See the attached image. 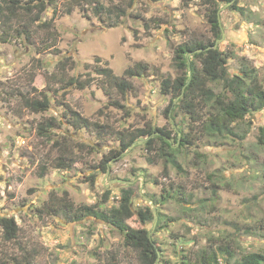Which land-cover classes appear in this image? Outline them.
Returning <instances> with one entry per match:
<instances>
[{
  "label": "rangeland",
  "instance_id": "obj_1",
  "mask_svg": "<svg viewBox=\"0 0 264 264\" xmlns=\"http://www.w3.org/2000/svg\"><path fill=\"white\" fill-rule=\"evenodd\" d=\"M126 1L99 0L104 9L96 15L92 3L80 0L82 9L75 1L52 0L41 21L31 23L23 15L7 30L0 27V216H13L18 224L11 241L2 238L0 227V264L136 263L118 230L92 216L73 219V211L64 208L70 203L105 210L117 205L122 188L132 189L134 210L153 206L161 212L153 233L162 264L226 244L238 257L264 253V147L257 140L263 110L237 122L242 138L201 137L181 148V170L165 168L159 142L149 152L142 140L113 157L108 172L98 167L104 154L120 149L123 130L151 125L174 136L175 129L196 127L179 109L172 120L164 114L170 94L161 85L166 76L179 74L176 45L213 39L202 0H135L130 7ZM116 4L125 8L118 18L107 9ZM236 4L239 9L219 10L218 47L230 54L226 71L240 74L246 62L264 87V0ZM50 18L49 26H38ZM137 62L147 68L128 78L132 87L123 95L97 71L108 66L122 76ZM86 72L93 80L84 89L64 86L68 77L84 78ZM209 86L217 93L222 81ZM40 92L50 97L47 110L24 107L23 96ZM71 110L90 127L72 125ZM47 123L48 130L39 133V124ZM62 154L75 161L56 168ZM106 188L110 195L103 202ZM130 224L140 225L135 218Z\"/></svg>",
  "mask_w": 264,
  "mask_h": 264
},
{
  "label": "trees",
  "instance_id": "obj_2",
  "mask_svg": "<svg viewBox=\"0 0 264 264\" xmlns=\"http://www.w3.org/2000/svg\"><path fill=\"white\" fill-rule=\"evenodd\" d=\"M51 1L26 0L23 2V0H0V27L7 30L11 27L10 21H18L23 15H27L31 23L41 21ZM69 1H75L83 9V3H79L80 0ZM81 1L94 4L92 8H94L96 15H99L104 9L100 5L99 0ZM134 1L127 0V6H132ZM236 3L237 0H202L213 39L207 42L190 40L176 45L173 50V60L179 69V74L174 78L166 76L162 81L161 92L170 94L169 104L164 109V114L172 120L179 109L190 116L192 121L196 123V127H191L192 130L187 132L175 129L176 134L174 136L170 131L162 127L151 125L134 128L133 130H123L119 133L120 149L109 150L99 162L98 167L103 173L108 172V162L113 157L117 156L121 151L128 150L132 144L140 140L143 141L146 150L149 152L154 151L157 142H159V148L156 151H158L160 158L164 159L165 168L167 164H171L181 170V164L177 160V154L181 148L194 145L201 137L212 139L242 138L244 134H239L237 131V122L244 119L245 115L251 113V111H264V87L259 82L255 69L243 62L241 73L230 75L225 68L230 54L220 50L218 44L216 47L213 46L222 34L219 19L221 5H228L230 8H234L238 7ZM107 9L108 12L114 13L116 18L125 13V8L119 4ZM67 12H70V10L68 9ZM51 19L49 21L44 20L38 26H49ZM26 26L27 24H25V28ZM25 28H23V31H27ZM18 33L20 32L18 31ZM200 48L202 50L198 51ZM146 68L147 64L137 62L133 66L125 68L122 76L114 74L108 66L100 67L97 71L123 95L132 87L128 78L141 76ZM86 75L84 78L78 75L70 76L64 81V86L74 85L78 89H84L93 80L89 72H86ZM217 81H222V89L216 93L209 86V82ZM32 89L36 92L35 88L32 87ZM39 95L32 97L23 96L24 107L29 108L33 112L47 110L50 105V97L43 92H40ZM115 104L123 107L120 103ZM203 109L205 110L203 111ZM70 113L72 117H69V121L72 125L90 127L91 122L79 114L78 111L71 110ZM49 124L51 123L39 124V133L46 132L50 127ZM257 140L264 147L263 128H261ZM73 159H66L63 154L59 155L55 162V167L67 168L75 161ZM109 195L110 190L106 188L102 201H107ZM132 195L133 191L131 188H122L117 205L105 210H98L94 205L73 207L70 203H64V208L73 211V219L92 216L107 222L118 230L123 235V244L136 253V263L134 264H162L165 260L161 254V246L157 242L155 233H153L160 227L162 214L158 208L155 209L153 206L152 208L145 207L134 210L132 207ZM132 218L137 219L140 225H131L130 220ZM143 224H150L152 228L149 229ZM0 227L2 238L5 241H11L16 238L18 224L13 216H0ZM111 259H114V256ZM221 260H224L226 264H264V253L251 251L242 253L238 257L229 244L225 246L219 245L216 248L209 246L198 250L194 258L185 256V260H180L178 264H221ZM108 264L117 263L111 261Z\"/></svg>",
  "mask_w": 264,
  "mask_h": 264
},
{
  "label": "water",
  "instance_id": "obj_3",
  "mask_svg": "<svg viewBox=\"0 0 264 264\" xmlns=\"http://www.w3.org/2000/svg\"><path fill=\"white\" fill-rule=\"evenodd\" d=\"M223 38V34H222V36L220 37V39H222ZM220 39H217L216 41H215V44L213 45L214 47H216L217 46V44H218V41L220 40ZM202 49L200 48V49H198V51H201Z\"/></svg>",
  "mask_w": 264,
  "mask_h": 264
},
{
  "label": "flooded vegetation",
  "instance_id": "obj_4",
  "mask_svg": "<svg viewBox=\"0 0 264 264\" xmlns=\"http://www.w3.org/2000/svg\"><path fill=\"white\" fill-rule=\"evenodd\" d=\"M222 34H223V32H222ZM222 34H221V36H222Z\"/></svg>",
  "mask_w": 264,
  "mask_h": 264
}]
</instances>
